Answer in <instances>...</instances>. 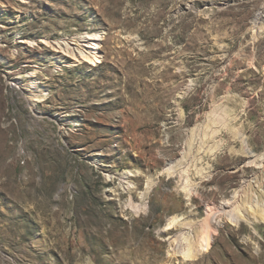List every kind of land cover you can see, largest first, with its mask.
I'll use <instances>...</instances> for the list:
<instances>
[{"label": "rangeland", "instance_id": "374dc122", "mask_svg": "<svg viewBox=\"0 0 264 264\" xmlns=\"http://www.w3.org/2000/svg\"><path fill=\"white\" fill-rule=\"evenodd\" d=\"M245 149L264 0H0V264H264Z\"/></svg>", "mask_w": 264, "mask_h": 264}, {"label": "bare ground", "instance_id": "6f19581e", "mask_svg": "<svg viewBox=\"0 0 264 264\" xmlns=\"http://www.w3.org/2000/svg\"><path fill=\"white\" fill-rule=\"evenodd\" d=\"M258 19H259V14L257 15V20ZM100 37H103L102 33H100V32H97L94 35L92 34V37H91V35L89 37L88 36L85 37V40H82L83 38L81 39L79 37L80 39H78V41H77L76 44L81 45V46H79V49L78 48L76 49L75 47L71 51L69 49V53L71 55H73L76 58V61H78L79 63H82L83 60L84 61L87 60L91 64H98L100 62V59H99V51H98V47H99V42L98 41H99ZM46 43H48V42H46ZM65 45H67L69 47L70 46V43L69 42H65L64 43V42L58 40L57 47L63 48V47H65ZM90 46L92 47V49H91ZM71 49H72V47H71ZM21 86L24 87L23 85H21ZM245 151L247 152L246 154H248L251 157L252 164H259L261 167H263V170H264V152L261 153V154H256V153L250 152L248 149H245ZM237 203H238L237 199H234L232 201L229 200V201H227L224 204V206H226L227 208H231V207H234L235 208V206H237ZM258 208H259V206H258ZM259 210L260 211H256V212L253 210L251 213L255 216V218H254L255 220L256 219H258V220L259 219L260 220H264V209H262V210L259 209ZM231 213H232L231 214L232 217H236L237 218V217L242 216L243 218H247L250 222L254 223V221L251 220L252 217L251 218L247 217V214L244 212V210L242 212L241 209L238 210V208H236L235 213H233V211ZM232 219L234 221H237L238 222L237 219H234V218H232ZM209 234H210L209 231L205 232L204 235H203V237H201V240L198 241L199 244L196 243V244L199 245V249H198V253L197 254H199L201 251H205L206 250V247L210 246V243H211L210 242L211 241V235H209ZM192 248H193V246L192 247L190 246L188 248V250L184 253L187 258H191L193 255H195L194 252H193L194 250H192Z\"/></svg>", "mask_w": 264, "mask_h": 264}]
</instances>
